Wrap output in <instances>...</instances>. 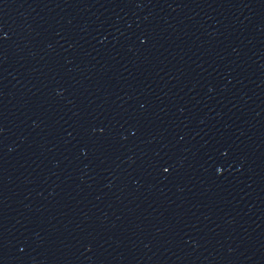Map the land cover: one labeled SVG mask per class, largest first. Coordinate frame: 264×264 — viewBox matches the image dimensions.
Wrapping results in <instances>:
<instances>
[{"label":"water","instance_id":"water-1","mask_svg":"<svg viewBox=\"0 0 264 264\" xmlns=\"http://www.w3.org/2000/svg\"><path fill=\"white\" fill-rule=\"evenodd\" d=\"M0 264H264V0H0Z\"/></svg>","mask_w":264,"mask_h":264}]
</instances>
